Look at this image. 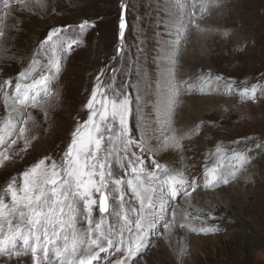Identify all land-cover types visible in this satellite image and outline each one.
<instances>
[{"label": "rangeland", "instance_id": "rangeland-1", "mask_svg": "<svg viewBox=\"0 0 264 264\" xmlns=\"http://www.w3.org/2000/svg\"><path fill=\"white\" fill-rule=\"evenodd\" d=\"M28 2L31 11H22V5L17 0H12L8 9L0 3V28L5 32L0 44L7 49L0 51V82L5 79L15 81L51 28L77 25L84 20L95 26L85 32L79 44L63 54L62 71L55 84L61 96L58 102L55 99L49 101L51 107L48 108L47 119L40 109L29 110L35 117L31 135L36 139L27 151L13 155L11 160L0 165V191L12 177L19 179L20 173L39 159L45 156L58 161L61 159L76 124L87 119L88 110L84 105L97 83L98 75L109 95L114 91L131 95L133 104L129 125L134 138H139L140 132L137 130V93L131 85L144 82L149 94L142 109L143 115L150 120L147 126L150 134L154 139L159 137L155 105L159 93V69L162 63L172 64L169 58L178 53V59L173 64L178 73L175 78L192 84L190 94L187 85H181V96L194 95L203 99L215 95L222 108L200 106L195 109L197 118L191 122V127L194 128L200 121L204 124L199 134L184 141L186 150L183 154L176 153L173 157L177 166L186 165L188 179L193 176L199 179L200 189L210 191L222 188L230 191L232 197L222 203L210 202L209 205L193 199L191 206L185 204L183 196L169 200L168 217L171 218L173 210L177 213L172 243L150 248L142 258L130 259L128 264H178L174 250L183 246L188 252L183 257V264H264V0H219L199 21L202 27L211 29L203 34L188 25L197 0H44L45 8L39 7L35 0ZM122 2L127 9L126 29L121 39L119 21ZM172 7L177 14L169 12ZM184 15L188 17L184 23L188 27L187 33L177 27L183 22ZM225 31L228 36L223 35ZM191 37L195 40L192 44L194 63L192 67H186L183 53L188 50ZM164 46H170L173 54L169 56L168 52H164ZM118 48L121 49L120 54L117 53ZM186 69L189 71L185 72ZM141 71H144L143 77L140 76ZM200 77L204 80L198 79ZM216 77L222 79L217 81ZM198 82L200 85H197ZM227 83L233 84L231 91L226 87ZM252 84L258 85V99L255 103H240L236 89L251 87ZM0 115H3L2 103ZM176 117L177 110L175 127ZM199 137L203 138L202 149ZM234 141L240 143L235 144ZM218 144L244 151L250 161L247 170L242 171L240 178L231 185L206 190L203 187L204 171L216 162L213 153ZM22 147L23 142H18L13 146V152ZM133 150L138 152V149ZM169 156L170 153L157 159L168 162ZM224 163L225 168L230 169L237 162ZM145 164L152 167L150 160L146 159ZM116 171L118 175L123 174L119 169ZM246 176L251 179H245ZM185 213L189 215L188 221H183ZM94 217L99 218L98 208ZM180 222L197 229L215 225L220 231L207 234L191 232L188 227L180 228ZM107 223L106 219L105 226ZM153 240L156 241V237ZM100 256L98 264H108L109 260L117 258L115 254L101 253ZM7 261V258L0 257V264Z\"/></svg>", "mask_w": 264, "mask_h": 264}, {"label": "snow or ice", "instance_id": "snow-or-ice-1", "mask_svg": "<svg viewBox=\"0 0 264 264\" xmlns=\"http://www.w3.org/2000/svg\"><path fill=\"white\" fill-rule=\"evenodd\" d=\"M11 2L0 0L5 9ZM218 2L197 0L188 25L199 34L211 31L202 27L199 21L203 20L209 7ZM17 3L22 5V11H31L28 0H17ZM35 3L41 8L46 7L44 0H35ZM120 7L122 39L127 5L122 2ZM94 26L84 20L77 25L51 28L15 81L5 79L0 82V103L3 105L0 165L11 160L13 155L27 151L36 139L31 135L35 117L29 110L40 109L47 119L51 107L49 101L55 99L58 102L61 96L55 84L62 71L63 54L79 44L85 32ZM180 29L185 33L188 31L183 23ZM228 34L227 31L223 33L224 36ZM4 37L5 32L0 28V40ZM0 51L7 49L0 44ZM117 53H121L120 48ZM169 59L174 64L178 53ZM100 79L98 75L84 105L88 110L87 119L76 124L61 159L58 161L51 156L39 159L20 173L19 179L12 177L0 191V257L9 262L15 259L18 264H23L22 258L30 255L31 264H98L100 254L106 253L117 255L108 264H128L130 259L142 258L150 248L159 246L153 237L170 242L177 226V213L173 210L171 218L168 217L169 200L183 196L185 204L191 206L198 194L199 179L195 176L188 179L187 169L182 171L157 159L169 152L183 154L186 150L184 141L199 134L204 124L200 121L187 131L174 126L176 108L181 102V85H187L190 94L192 84L176 81L174 74L171 76L160 105V135L155 139L144 122L142 83L138 81L131 85L137 93L136 117L140 132L139 138H134L129 125L131 95L124 91L109 95ZM198 79L204 80L203 77ZM221 79L216 77L217 81ZM226 87L231 91L233 84L227 83ZM257 87L252 84L236 89L240 103H255ZM18 142H23V147L13 152V146ZM213 155L216 162L204 171L203 187L206 189L231 185L240 178L242 171L247 170L250 161L244 151L220 144ZM146 159L151 161L152 167H146ZM233 160L237 163L226 169L224 162ZM117 169L123 174L118 175ZM244 178L251 179L250 176ZM97 208L98 219L94 217ZM188 220L189 215L185 213L183 221ZM179 227L203 234L220 231L215 225L197 229L180 222ZM174 251L178 264H183L187 247Z\"/></svg>", "mask_w": 264, "mask_h": 264}, {"label": "bare ground", "instance_id": "bare-ground-1", "mask_svg": "<svg viewBox=\"0 0 264 264\" xmlns=\"http://www.w3.org/2000/svg\"><path fill=\"white\" fill-rule=\"evenodd\" d=\"M170 6H172V5H170ZM1 10H2V6L0 5V11ZM169 12L172 13L173 15L177 14L176 11H173V7H172V9H170ZM183 18H184V20H183V22L182 21L181 22L184 24L187 21L188 17L186 15H184ZM177 20H179V19H177ZM170 25H172V24H170ZM177 27H180V25H178ZM178 31L181 32L180 30H178ZM7 33H8V29H7ZM177 38H179V35H178ZM194 42H195L194 38L191 37V39L188 41V46H187L188 50H184L185 52L183 53L184 54L183 55V61H184V63H186L185 64V65H187L186 67H192L191 65L194 63V55H195L194 51L195 50L192 51V44H194ZM163 51L164 52H168L169 56L171 54H173V52H174L173 49L170 46H167V47L164 46L163 47ZM188 71H189L188 69L185 70V72H188ZM173 74H174L175 77L178 74L174 70V65L173 64H169V62H166V64L165 63L161 64V67L159 69V77H158V80H159L158 82H160L159 87H158V92L159 93H157L158 97L156 96V104H155L157 106V113H158L157 117H158L159 131L161 130V125H160V116H161L160 105H161V101L163 100L164 93L167 90V86L171 82V76ZM189 74H190V72H189ZM183 75H185V74H183ZM140 76H142V77L144 76V71H141ZM175 80L177 81L178 79L175 78ZM141 83H142V89H143V91H142L143 92V94H142V103H141L142 106L141 107L143 109L144 105L147 103L146 100H147V96H148L149 93H146L147 90L145 89V87L143 85L144 82H141ZM197 85H200V83L198 82ZM215 97H216L215 95L214 96L211 95V96H208V97L206 96L205 98L201 99V98H199L197 96H194V95H186V94H184L183 96H181L180 97V101H181L180 102V107L176 108L177 114H178V117H176V118H178V120L176 121L177 122L176 123V128L182 129V130H185V131H187L188 129H192L191 124L193 125V123H191V122H194L196 120V118H197L196 110H197L198 107L200 108V106L201 107H206L207 106V107H211L212 109H215V108L219 107V109H221L222 106L217 101V99ZM144 122H145V125L147 127L148 123H150V120L144 116ZM147 129H148V131L150 130L149 127H147ZM198 140L200 141L199 146L202 149L203 146H204L203 138L199 137ZM169 153L171 154V156H169V158H167L168 159V163L173 164L175 167H177V168H179L180 170L183 171L186 168V165L184 163H182L181 165L177 166L178 164H176V161H175V159L173 157V155H175L177 152H169ZM166 154H168V153H164V154H162L159 157H162L163 155H166ZM178 154H181V153H178ZM206 190H208V189H206ZM233 191H234V189H233ZM229 196L232 197V194L230 193V191L227 192L225 189H222V188L217 189V190H210V191H205V190L203 191L202 189L199 188L198 194L195 196V199H196L195 201H198L199 203L204 204V205L208 204L210 202H212L211 204H213V202L222 203L226 198H229ZM175 229L176 228H174V230H173L170 242L169 241H164V240H159V238L156 237V242H158V245L160 244L161 247H163V245H165V244H168V243L171 244L172 241H173L174 235H175ZM162 230L163 229L161 228V231ZM22 260H23V264H31V257H29V256L22 258ZM5 264H18V262L15 259H13L11 262H9V261L5 262Z\"/></svg>", "mask_w": 264, "mask_h": 264}]
</instances>
